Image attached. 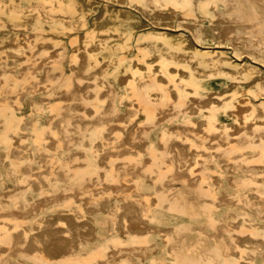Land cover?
I'll return each mask as SVG.
<instances>
[{"label":"bare ground","instance_id":"obj_1","mask_svg":"<svg viewBox=\"0 0 264 264\" xmlns=\"http://www.w3.org/2000/svg\"><path fill=\"white\" fill-rule=\"evenodd\" d=\"M89 5L98 6L0 0V169L31 174L0 189V264H255L257 252L264 261V231L248 212L264 218V0H108L92 22ZM131 6L156 27L137 35L149 23ZM208 37L217 45L197 43ZM64 74L66 99L49 117L20 116L26 98ZM215 75L231 78L217 87ZM117 84L127 90L119 98ZM181 112L184 123L169 122ZM87 127L100 166L85 171L86 154L61 156ZM53 179L79 184L54 191ZM183 183L199 207L182 201ZM190 208L209 239L201 224L159 215Z\"/></svg>","mask_w":264,"mask_h":264},{"label":"rangeland","instance_id":"obj_2","mask_svg":"<svg viewBox=\"0 0 264 264\" xmlns=\"http://www.w3.org/2000/svg\"><path fill=\"white\" fill-rule=\"evenodd\" d=\"M88 2H92L95 1L98 6L95 8L94 6L89 5V8L91 10L90 12V21L92 22L93 19L99 14V12L101 11V8H103V3L105 1L108 0H87ZM115 5H118L117 2H114ZM132 9L139 14L140 16H142L145 21L147 23H149L147 25L146 28H141L137 30V35H140L144 30L147 29H151L152 27H156L155 24L152 22V20L150 18H148L146 15H144V13L136 6H131ZM207 21V20H206ZM179 20L175 21V25L177 26V28H182L183 30H187V33H190V31L188 29H185L184 27H181ZM179 24V25H178ZM70 37L66 36L64 37V41L66 43V47L63 49V64H65V72L67 74L70 73V69L68 67V56H69V51H70ZM152 41V39L150 40ZM197 43L199 45H204L206 47H212L217 45L216 40H214L211 37L205 38L203 40H197ZM229 50L232 51L233 48L231 46H229ZM40 54H43L44 51L43 49L38 52ZM234 56L236 55V53L233 51ZM248 55V54H245ZM237 58V56H235ZM248 57H252V56H248ZM17 70H18V74H20L21 72V66L20 63L17 65ZM43 76H46V71L41 70L40 71ZM231 76H221V75H215V76H211V82L214 83L217 87H222L223 85H225V83H227L230 80ZM55 83H52L51 85L52 88L47 89V90H42V91H38L36 92L34 95L30 96L29 99L26 98V100L22 103L24 110L21 112L20 110V116H30L33 112H46L47 116L49 117L48 114H50V110L52 108V106H54L55 104H58L60 102H64L66 97H65V93H67V80H66V75H59L57 76L56 81H54ZM210 85V84H209ZM210 88V87H209ZM209 88H202L201 91L203 92V95H207ZM122 92H127V90L120 84L116 85V96L117 98H119V96L121 95ZM99 103L101 105L104 104V101H99ZM115 104L117 105V107L121 110V111H126V102L120 101V100H116ZM188 114L185 112H181L179 116H173L172 119L169 122H177V123H184L185 119L187 118ZM220 116L223 120L225 121H232L231 117H228L227 114L225 113H220ZM93 116L90 117L88 120V124L90 122H92ZM47 122H44L41 124V127L44 126ZM87 124V125H88ZM169 127L168 125L165 126ZM28 128L30 130L31 133H33L32 131V126L28 125ZM82 132V131H80ZM79 133V132H78ZM29 141H30V145H35V141H34V135L31 134L28 136ZM80 140L78 141V143L71 145V150H68L67 152H65L64 154H62V160H67L69 158H71L72 156H77L78 154L82 153V154H86L88 157L86 159V161L82 162L80 164V168L84 169L85 171H87L88 168H99V163L95 158V155L93 153V151L91 150L93 141L95 139H97V134L94 130V128L91 127H87L84 131V134L81 135ZM5 146L2 142H0V153H2L3 150H5ZM2 149V150H1ZM160 155V157H162V153L159 152L158 153ZM161 167V165H158ZM42 168V167H40ZM41 170V169H40ZM4 174V176L7 177L6 182L7 183H3L2 179H0V189H17L22 187L21 185L23 183H25L26 181H28V179L31 177V174H29V172H24L23 170L18 172L17 169H15L14 165H9L7 166V168L5 170H1L0 169V175ZM247 173L243 174L240 173L238 174L239 177H242L244 175H246ZM256 175V174H255ZM79 183H77L76 180H63V179H58V180H51L49 185L50 187H52L54 189V191L56 190H60L62 188L66 189V190H71L73 187H75L76 185H78ZM182 189L184 191L183 196L184 198H181L182 201L186 200V201H192L195 202L193 205V207H199L201 205L198 196L196 194V188L189 186L188 184H181ZM227 189L231 192L237 193V194H241V193H245L249 190H247V187H242V189H239V186H236L235 188L229 187L230 184H226ZM41 194L37 192V196H40ZM182 195V194H181ZM66 204V203H65ZM250 214L249 216L254 220L256 229H260L262 231H264V218L259 216V214L254 213L252 211H248ZM201 212H197L194 209H188L186 213H177L175 211H166V210H159V215L163 218H165L164 220H166V222L170 223V224H174V225H183V224H189V223H196V225L201 224V227L203 228V233L202 235L209 239L211 232H212V228L207 224L205 218L203 215H201ZM252 255V254H251ZM255 258V264H264L263 261V257L260 256V254L257 252L256 254L252 255ZM26 260L28 261V258H26ZM15 264H24L23 261H19L16 260Z\"/></svg>","mask_w":264,"mask_h":264}]
</instances>
